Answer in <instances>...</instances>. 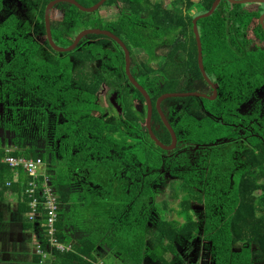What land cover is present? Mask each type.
Masks as SVG:
<instances>
[{"label": "trees", "instance_id": "trees-1", "mask_svg": "<svg viewBox=\"0 0 264 264\" xmlns=\"http://www.w3.org/2000/svg\"><path fill=\"white\" fill-rule=\"evenodd\" d=\"M37 1L41 16L38 37L20 30L17 23L11 20L0 23V110L4 112L0 113V128L4 132L14 133L9 145L13 146L11 155L41 157L45 164L48 163L46 173L51 176L50 184L56 188L54 190L61 206L56 222L57 236L64 243H71L73 248L64 253L54 250L53 264H98L97 248L119 249L117 251L125 254L123 257L126 260L130 259L137 264L145 258V252H149L155 261L169 264L168 254H174L178 258L176 241L192 238L198 231L196 222L190 216L192 199L199 201L205 208L203 235L209 241L205 247L211 250L212 264H254L256 255L264 261V194L252 193L255 189L264 192V183L258 180L259 177L238 183L191 178L189 170L178 171L172 161L166 160L162 156L165 152L147 135L154 149L148 151L145 163L141 164V172L147 176L143 182H137L136 188L126 187L123 188L125 193L118 194L105 186L87 189L86 185L78 184L74 175L84 159L88 166L99 161V167L103 162L120 167L124 166L123 162H131L124 160V146L129 143V139L140 134V128L137 126L134 130L128 123L134 117L130 109L124 110L126 128L120 132H116L110 122L104 121L105 116L94 115L91 112L92 105L106 83L104 79L115 75L107 70L99 71L97 75L83 69L81 74H75L74 62H92L97 57L104 56L107 53L105 49H118L113 54L116 58L112 61L122 64L118 71L121 76L126 77L124 52L116 41L105 35H90L96 39L95 42L82 40L79 47L71 52L54 51L48 42L44 23L45 7L52 0ZM77 1L90 7L100 0ZM214 1L170 0V6L166 7L157 0H107L99 10L92 13L84 12L69 3H59L51 11L52 36L57 45L68 47L79 31L100 28L117 35L126 44L132 57L135 55L133 49H145L148 59L144 66L145 73L140 75L141 83L155 102L164 93L186 91L189 76L202 78L198 67L193 19L208 12ZM116 2L121 4L119 14L116 19L106 20L102 9L110 8ZM192 7H195V11L190 13ZM262 11V7L254 9L248 5L222 0L211 16L201 18L198 29L204 63L210 60L207 55L209 51L217 52L216 56H212L214 60L219 56H227L220 55L217 49H244L257 38L264 41V30L259 22ZM164 47L167 49L164 60L155 69L150 62L155 58L157 49ZM179 53L183 55L182 59H177ZM257 56L262 57L264 53L259 52ZM212 60L211 62H215ZM103 61L110 62V59L106 57ZM76 76L84 79L82 91L73 90L69 84ZM86 78L99 81L88 82ZM94 85L92 90L88 89ZM123 94L127 95L125 104L130 106L129 91L126 89ZM134 95L143 99L136 89ZM75 96H80L78 104L82 109L77 106ZM86 105L90 109L87 110ZM63 106L69 111V130L65 132L68 145L64 147L63 141L61 148L50 157L49 150L43 148V141L45 137L46 141L48 138L45 131L48 121L46 108L59 111L64 109ZM163 110L178 137L185 142L192 141L194 131L198 133L196 139L204 140L202 136H205L209 141L230 133V129L221 123L203 122V115L195 116L196 124H191V112L202 111L201 101L196 97L167 99L163 102ZM79 126L82 127L80 131ZM163 130L160 140L169 144L171 135L164 126ZM63 133L61 126L57 125L52 133L54 141L61 139ZM56 141L54 146H57ZM259 143L261 145L262 140ZM83 146L88 149L81 153L78 149ZM89 152L95 153L89 155ZM5 153L6 146L3 147L0 142V158ZM219 159L215 162L221 163ZM232 162L235 163V159ZM252 162L259 175H263L264 149ZM105 168L111 167L107 165ZM160 168L179 178V187L188 193L180 200V213L187 221L181 226L164 221L156 214L157 205L151 183L159 180ZM9 172L11 174L12 171L6 167L0 168V197L8 190L18 195L17 210L24 218V228H35L43 249H46L47 238L43 234L46 214L42 211L43 217L37 223L27 220L25 215L31 201L25 190L27 178L23 177L22 186L14 183L11 187H6V181L12 178L7 177ZM137 173L141 178L139 171ZM174 179L177 181L175 177ZM142 184L144 187L140 189ZM223 190L227 192L223 197L211 193ZM150 221L153 228L148 226ZM71 233L79 236L73 243L70 242ZM238 244H241L240 249L235 248ZM254 244L258 245L257 252L252 251ZM41 258V255H36V261Z\"/></svg>", "mask_w": 264, "mask_h": 264}, {"label": "flooded vegetation", "instance_id": "flooded-vegetation-1", "mask_svg": "<svg viewBox=\"0 0 264 264\" xmlns=\"http://www.w3.org/2000/svg\"><path fill=\"white\" fill-rule=\"evenodd\" d=\"M1 5L2 8L0 9V23H3L6 20H11L17 23V28H19L20 30L25 31L26 33H30L32 37H38V33L40 31V29L38 28V23L40 22L41 16L40 5L38 4L37 0H2ZM120 5V2H116L114 6L110 8H104V10H107L106 16L109 17L108 18L104 15L105 19H116L117 14H119L120 12ZM240 5H248L250 8L253 7L254 9H260L261 7L263 8V11L259 17V22L264 30V22L263 24L261 23V18L264 15V1L243 3ZM27 6L34 8L36 11L37 24L34 31L33 29L27 28L22 24V11H24L25 7ZM112 16L114 18H112ZM78 33L76 34V36L78 35ZM82 40H86L88 43L96 41V39L91 38L90 35L83 37L81 41ZM261 40V38H257L255 42L248 45L244 49H217L220 55L227 54V56H219V59L217 58L212 60V56H216L217 52L209 51L207 55L210 60H208L206 63H204L203 56V66L205 69L206 77L204 76L200 68L198 59V67L202 78L196 75L195 77L189 76L187 80V90L184 92H178H192L203 95L186 96L196 97L200 99L202 104L201 112H191V124H196L195 116L199 117L200 115H203V122L206 123L208 121H214L215 123H221L225 125L226 128L228 127V129H230L229 134L217 137L215 140L211 141L205 139V136H202L204 140H200V138L196 139L198 137V133L196 131L192 132V141L190 142H185L178 137V134L174 130L167 114L163 110V102L170 98H167L161 102L159 110V108L157 107V100L163 94L160 95L154 102L151 95L141 83L140 75L145 73L144 66L147 64L148 59V55L145 49H133L135 54L134 57L131 56V52L129 49L128 50L130 53V72L137 83L142 86L147 92L152 103L150 120L148 119L149 105L145 95L134 85V83L127 75L124 49L122 50L124 52V70L126 77L121 76V73H119L118 71V69L121 68L122 64L119 61H112L113 58H116V56H113V54L118 51V49H105L107 53L102 57H97L92 62H74L73 70L75 74H81L83 69L86 72L97 75L100 73L99 71L107 70L108 73H112V75H115L108 79H104V82L106 83L105 85H103L102 89L95 97V103H93L92 105L93 107L91 112L94 115L101 114L105 116L106 118L104 119V121L106 120L107 122H110L115 127V131L120 132V130H124L126 128V122H124L123 118L124 110L130 109L131 111H133L134 117L132 120H129L128 123L132 125V128L134 130L137 129V126H139L140 128V134L138 133L139 135H137V137L129 139V143L124 146V160L131 162H123L124 166L120 167L114 163L109 164L108 162L104 163L102 161L103 165L99 167V161H95L92 166H88L86 159H84L80 162V166L77 168V171L74 175V178L76 179L78 184L80 186L82 184L86 185L87 189L89 187L105 186L110 191L114 189V191L118 194L125 193L123 192V188H136L135 185L137 184V182L139 180L143 182L147 176L146 173L141 172V164L145 163L148 151L154 149L153 144L148 139L147 135H149L150 139H152L154 143L159 148H161L162 151L165 152L162 154V156H165L166 160L172 161L171 163L175 165L178 171L189 170V177L191 178H204V180L211 181L224 180L225 182L229 180L232 182L236 181L238 183L241 181L252 180L259 177L258 180L264 183V174L260 176L257 168L252 162V160L257 157L264 149V56H257L259 52L264 53V41ZM81 41L79 42V44L81 43ZM79 44L75 49L79 47ZM45 47L46 49H50L47 46ZM165 48L166 47H164V49H157L155 58L150 62L153 68H158V66L163 62L164 52L167 50ZM53 50L56 51L55 49ZM106 57L110 59V62L103 61ZM182 57L183 55L181 53L177 55V59H182ZM211 60L215 62H211ZM259 65H261V67H259ZM86 79L88 82L94 83H97L99 81L92 78ZM82 80L84 81V79H82L81 77L76 76L71 80V83L69 82V84L73 88V90L82 91ZM94 87L95 85L89 87L88 89L92 90ZM126 89L130 93V99L128 103V105L130 106H127L125 104V98H127V95L123 94V91H125ZM135 89L141 93L143 99L135 97ZM75 98L77 106L82 109V107L78 104L80 96H75ZM63 107L64 109H61L59 111L57 109L51 110L49 108H46V117L48 121L45 131L48 135V138L46 141L45 137V140L43 141V148H47V150H49L50 157L53 152L56 153L57 149L61 148V144L63 141L64 147L68 145V143L65 141V132L69 130L70 120L67 117V113H69V111L66 106ZM85 108L87 110L90 109L87 105L85 106ZM119 109L120 111H118ZM0 113L3 114L4 112L0 110ZM163 115L171 125L176 135V144L173 149L162 148L152 138L151 132L161 143H163L160 140L159 136L164 134V126L171 135V142L169 144H163L166 146L172 145L173 136L164 123ZM75 122L78 124V121ZM57 125L61 126V130L64 133L62 134L61 139L57 141L55 140L57 142V146H54L55 141L53 139L52 133L55 132ZM78 128L79 131L82 129L81 126H79ZM0 130H2V132L5 134L12 135L11 137H9V139L6 140H3L0 137L1 145L3 147L7 144L10 145V139L13 137L14 133H12L11 131L4 132V130L1 128ZM261 140L262 144L260 145L259 142ZM97 145L98 142L95 144V148H97ZM87 149L88 148H85V146H83L78 150H80L81 153H84ZM91 153L95 152H89V155ZM64 155L67 156L66 151H64ZM217 158H220L219 162L221 163L215 162ZM91 159H94V157L91 156ZM233 159H235V163L232 162ZM107 165H109L111 168H105ZM213 165H216L218 169H216V167H214ZM47 168L48 163L46 162V170ZM137 171H139V173L141 174V178L137 175ZM160 171L161 173L158 175L159 180L151 183V190H153L154 193V202L157 205L156 214L158 217H160V219L164 221L172 223L174 222L181 226L187 221L185 216L180 213L182 209V207L180 206V200L184 197L185 194L188 195V193L184 192L179 187V184L181 182L179 178L173 175L177 179V181H175L174 177L171 176L166 169L160 168ZM49 177L51 180L50 175ZM142 187H144L143 184L140 186V189H143ZM163 187L169 188V193L167 194L169 196V201H177V210L175 213L178 215V218H182V222H180L178 219H168L166 217L168 212H172L174 214V207H171V204H168L164 201L162 204L157 203L156 198L162 193ZM218 188L220 189V187ZM54 189L56 190V188ZM198 191L201 192V190ZM211 193H217L222 197L227 194L225 190L221 192ZM252 193H256L257 195L264 194V192L258 191V189H255ZM190 207V216L192 220L196 222L198 231L192 238L187 237L184 241H176L175 247L178 252V258L174 254H168L167 260L169 261V264H182V261L185 260L186 257L187 260H190L191 258V262L188 261L189 264H212L211 250L205 247L206 242L209 241L205 238V235H203V224L206 219L204 205L199 201L192 199ZM198 207H201L203 210L202 216L199 219H197V216L195 215V210ZM60 208L61 206L59 204L58 219ZM15 218H18L21 220V222H24L23 216H21L19 213L16 214ZM19 224L20 223L17 221L14 222L15 227ZM148 226L153 228V223L150 221L148 223ZM36 233L38 234L37 231ZM43 234L45 235L44 231ZM38 236L40 235L38 234ZM70 237H72L73 242L79 236L73 235L71 233ZM235 248L240 249L241 244H238ZM190 251H193V253H198L199 258L196 261H194V257L196 259L197 256L196 254L192 255L191 257L187 254ZM252 251H258L257 244L253 245ZM144 257L145 258L138 264H162L158 261H155L149 252H145ZM255 257L256 259H253L254 264H264V261L258 259L257 255Z\"/></svg>", "mask_w": 264, "mask_h": 264}, {"label": "built area", "instance_id": "built-area-1", "mask_svg": "<svg viewBox=\"0 0 264 264\" xmlns=\"http://www.w3.org/2000/svg\"><path fill=\"white\" fill-rule=\"evenodd\" d=\"M12 149L6 148V153L0 158V168H8L12 171V178L7 180L6 187H11L14 183L24 185L23 177L26 180V194L31 198L29 201V211L26 217L30 222L37 223L46 214L45 235L47 238V248L43 249L42 243L35 246L36 253L44 259L54 250L60 253L72 251L70 243L62 242L57 236L56 222L58 219L59 202L58 196L50 184V177L46 173V164L41 157L13 156ZM100 264H103L100 262Z\"/></svg>", "mask_w": 264, "mask_h": 264}, {"label": "water", "instance_id": "water-1", "mask_svg": "<svg viewBox=\"0 0 264 264\" xmlns=\"http://www.w3.org/2000/svg\"><path fill=\"white\" fill-rule=\"evenodd\" d=\"M106 1L107 0H100L95 5L90 6V7H86V6L82 5L77 0H52V1H50L47 4L46 8H45V24H46V31H47V37H48L49 43L52 46V48L55 49L58 52H70V51L74 50L78 46L79 42L81 41V39L83 37L91 35V34L105 35V36L115 40L122 47V49H124V51H125L126 71H127L128 77L131 79V81L134 83V85L145 95V97L147 99V102H148V105H149L148 119L150 120L151 112H152L151 100H150L147 92L144 90V88L142 86H140L137 83V81L134 79V77L132 76V74L130 72V53H129L128 47L126 46V44L117 35H115L112 31L107 30V29L89 28V29H85V30H82L81 32H79L78 35L75 37L73 43L70 46H68V47H62V46L57 45L56 42L53 39L52 31H51V23H50V14H51L52 9L57 4L62 3V2H67V3H70L72 5H75L76 7H78L80 10H82L84 12L92 13V12H95V11L99 10L104 5V3ZM221 1L222 0H215L213 5H212V7H211V9L208 12L203 13V14H199L193 19V29H194V33H195L196 40H197V46H198L199 65H200V68H201V70H202V72H203L205 77H206V74H205V69H204V66H203V47H202L201 37H200L199 29H198V21L201 18H205V17L211 16L214 13V11L217 9V7L219 6ZM227 1H229L230 3H233V4H239V3L243 4V3H251V2H262L264 0H227ZM263 22H264V15L261 18V23L263 24ZM191 95L203 96L202 94L192 93V92H187V93H178V92L165 93L157 100V107L160 110L161 102L163 100L167 99V98H171V97H186V96H191ZM163 119H164V123L166 124V126L168 127L170 132L172 133V136H173L172 145L171 146L164 145L151 132L152 138L162 148H164V149H173L175 147V144H176V135H175L171 125L169 124V122L165 119L164 115H163Z\"/></svg>", "mask_w": 264, "mask_h": 264}, {"label": "crops", "instance_id": "crops-1", "mask_svg": "<svg viewBox=\"0 0 264 264\" xmlns=\"http://www.w3.org/2000/svg\"><path fill=\"white\" fill-rule=\"evenodd\" d=\"M4 197H6V195L0 197V201L3 204V201L7 202L8 206L4 204V207L7 208V211H5L6 215L0 218V264H53V261H55L53 252H49V255L45 259L42 257L41 260L36 261V255L38 254L36 253L35 246L38 242H41L36 233V229H25L23 222L15 218L18 213V200L14 201L15 199L13 198L4 200ZM15 221L20 223L16 227L14 225ZM31 235L33 236L31 237ZM95 264L97 263L95 262ZM98 264H100V262Z\"/></svg>", "mask_w": 264, "mask_h": 264}, {"label": "rangeland", "instance_id": "rangeland-1", "mask_svg": "<svg viewBox=\"0 0 264 264\" xmlns=\"http://www.w3.org/2000/svg\"><path fill=\"white\" fill-rule=\"evenodd\" d=\"M157 1L162 3L166 7L170 6V1L169 0H157ZM106 11H107L106 9L105 10H104V8L102 9V13L105 16L107 15ZM194 11H195V7H192L189 10L190 13H193ZM22 15H23V18H22L23 19V21H22L23 26H25L27 28H31L34 31V29H36V24H37L35 9L31 8L30 6H27V7H25V10L22 11ZM106 17H108V16H106ZM112 18H114V17L112 16ZM160 54H161V52H160ZM118 111H120V109ZM11 136H12L11 134H5V133L2 132V130H0V137L3 140L4 139L5 140L9 139V137H11ZM6 148L12 149L13 146H9V144H7ZM8 176H12V172H11V174L9 172L7 174V177ZM168 193H169V188L168 187H163L162 193L159 196H157V198H156L157 203L162 204L163 201H164V202H167L168 204H171L170 206L174 207V214L172 212H168L166 217L168 219H173V218L174 219H178L180 222H182L183 221L182 218H178V215L175 213L176 210H177V203H176L177 201L176 200L169 201V196L167 195ZM5 195H6V197H4V200H8V198H13V199H15L14 201L19 200L18 195L16 193L12 192V191L8 190L7 192H5V194L3 196H5ZM163 199H165V200H163ZM0 200H1V198H0ZM3 202H4L5 206H8L7 202H5V201H3ZM4 204L0 201V218H3V216L6 215L5 211H7V208L4 207ZM202 213H203V210H202L201 207L196 208L195 215L197 216L196 217L197 219L201 218ZM10 217H11V215H10ZM32 236L33 235H31V237ZM191 242H192V240H191ZM117 250H119V249H117ZM117 250H115V249L109 250V249H104V248H97L96 249V255L98 257L99 262L102 261V263H104V264H136V263H132L130 259L126 260L123 257V255H125V254L119 253ZM187 254L190 257L192 255L196 254L197 256H196V259L194 257V261H196L199 258L197 252L193 253V251H190ZM188 261L191 262V258H190V260H187V258L185 257V260L182 261V264H189Z\"/></svg>", "mask_w": 264, "mask_h": 264}]
</instances>
